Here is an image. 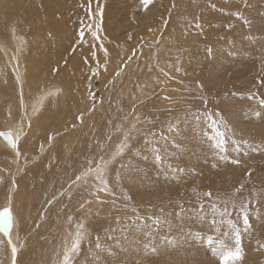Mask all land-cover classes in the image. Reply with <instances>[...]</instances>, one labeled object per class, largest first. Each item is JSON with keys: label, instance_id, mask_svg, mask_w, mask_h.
<instances>
[{"label": "rangeland", "instance_id": "obj_1", "mask_svg": "<svg viewBox=\"0 0 264 264\" xmlns=\"http://www.w3.org/2000/svg\"><path fill=\"white\" fill-rule=\"evenodd\" d=\"M104 1L101 39L107 56L96 58L99 76L90 77L96 63L91 44L79 41L89 0H51L61 12L54 20L44 8L38 22L50 25V33L35 32L32 18L5 19L11 0H0V131L21 136L19 158L0 139V210L17 215L11 237L20 244L17 264H58L65 242L69 247L72 241L68 231L75 234L78 223L89 235L74 264L97 258L104 264H220V237L207 220L194 217L201 215V203L210 220L213 202L222 209L232 200L250 201L251 229L242 236L238 264H264V0H154L147 11L140 0ZM141 33L156 46L144 47L141 55L136 46L123 47ZM117 49H124L121 55ZM90 90L97 95L94 110ZM81 114L84 122L77 120ZM212 121L225 132L223 150L214 147ZM126 134L131 148L120 157ZM22 150L27 155L21 158ZM113 156L116 161L107 164L112 194L96 192L97 172L82 175L88 161L96 171ZM23 159L32 161L21 170ZM129 167L131 175L118 183L117 172L124 175ZM61 170L66 180L58 189L50 178ZM77 176L84 185L65 188ZM137 214L144 218L143 225L136 221L142 232L131 226ZM232 218L238 219L235 211ZM8 239L0 231V264H12Z\"/></svg>", "mask_w": 264, "mask_h": 264}, {"label": "snow or ice", "instance_id": "obj_2", "mask_svg": "<svg viewBox=\"0 0 264 264\" xmlns=\"http://www.w3.org/2000/svg\"><path fill=\"white\" fill-rule=\"evenodd\" d=\"M154 0H140V3L144 10H147L148 7L153 4ZM214 7V5H212ZM103 17H104V8L102 5H99V0H97V8L95 11L92 10V0H89L88 2V18L90 20V23L85 25L79 30V41L81 45H87L88 41L85 39L86 31L87 33L91 35L94 43L90 45V58L91 60L95 61V68H92L90 70V77H98L99 76V70L101 68L100 62L96 59L97 57V48H99L100 51H103L105 53V56H107V49L104 47L101 34L103 32ZM196 27H200L199 24L196 25ZM129 39H131V35H129ZM75 51V49H73ZM13 60L16 59L15 56L12 57ZM131 59V58H129ZM84 63H89V57L86 55L84 59ZM122 70V69H121ZM14 73L16 74V82L20 86V106L21 108L24 107V97H23V82L21 79V76L18 73V65L13 69ZM57 71L56 69H53V72ZM106 71V68H105ZM179 71V69H177ZM120 73L118 72L117 75ZM198 87H202V85H197ZM89 88H91V79H89ZM89 98L91 99L93 103V110L95 107V103L97 100V95L95 92L89 91ZM205 103H207L205 101ZM11 114L9 113V116ZM77 120L80 122H83V114L77 116ZM30 126V124H29ZM210 129L215 133L214 137H212L215 140L214 147L217 149H224L225 146V132L221 130L220 128V122L219 121H212L210 125H208ZM172 131L173 129H169ZM154 136L155 133H152ZM163 138V137H162ZM0 139L6 142V144L15 151L16 157L19 158L20 152L18 150V142H19V136L13 131H0ZM129 139L127 134L125 135V143H123L120 146V149L117 156L123 157L125 154V151L131 148V145L126 143V141ZM52 137H49V142H51ZM145 143H149V141H145ZM136 155H139L138 153ZM225 157H222V159ZM157 162H163V157L160 155L159 151L156 150V157ZM116 161V156H113L111 161H108L105 164L98 165L96 168L97 172V180L99 183V186L96 188V192H104L105 194H112L109 187L108 182V170H107V164L113 163ZM236 163H239L236 161ZM89 167L88 169L82 174L84 177L88 175L89 172H91L93 169L91 167L92 161H88ZM171 167V166H169ZM125 165L121 162V169H124ZM175 171H183L182 169H175ZM132 173L131 167L127 169V172L124 175H121L120 172H117L116 180L117 182H122V180L128 178ZM250 175V173H249ZM81 176H77L76 179L73 181V183H76L81 180ZM2 182V181H0ZM12 187L16 188V180L15 177L12 178ZM71 187V185H70ZM244 185H240V189H243ZM239 191V189L237 190ZM63 194V193H61ZM95 194V193H94ZM205 197H208L209 199L212 198V193L207 192L203 194ZM56 199L55 196L52 197L51 200H48L47 203L51 204ZM98 203H103V201L99 200L97 197ZM88 203H91L90 201ZM249 202H241L239 204L236 203L235 200L232 201H224V207L221 209L218 207V205L213 202L211 204V211L213 213V217L209 220L207 219L206 215L204 214V208L205 205L201 203L199 205V208L197 209L198 212L201 213V215L194 217V219H199L201 223H204L207 220V223L214 229V231L218 234L220 239L216 240V243L219 245V247L216 248V254L220 258V264H238L239 261L242 259V236L246 233H248L251 229V223H250V210H249ZM230 205V206H229ZM84 205H81V208H83ZM135 211V210H133ZM233 211H235L236 215L238 216V219H233ZM69 222H71L72 218L69 217ZM155 220V223L158 225L159 220L156 218H149ZM136 221L140 222V225L144 224V218L140 217L138 214L133 218L131 226L137 227L139 231H143L142 227H138L136 224ZM13 223V217L11 213L10 208H4L3 210H0V231H2L5 236H8V243L11 246V256H12V264H17L16 257H17V247L16 245L12 244L11 241V233L10 229L12 227ZM227 225V228L230 229V231H221V225ZM85 226L82 223H78L76 225V232H75V238L71 242V246L68 247L67 243L65 242V247L62 254V259L59 260V264H74L73 257L75 255L79 254L80 246L82 240H84L89 234L84 231ZM97 241H99V237H97ZM214 242V238L212 236L208 237V243L211 245ZM171 243V241L169 242ZM96 247L99 249L100 244L97 242ZM152 252H155L156 249L153 247L151 249Z\"/></svg>", "mask_w": 264, "mask_h": 264}, {"label": "bare ground", "instance_id": "obj_3", "mask_svg": "<svg viewBox=\"0 0 264 264\" xmlns=\"http://www.w3.org/2000/svg\"><path fill=\"white\" fill-rule=\"evenodd\" d=\"M74 1V0H73ZM104 0H99V5H102L103 6V4H104ZM44 8H46V9H48V11L46 12V14H45V16L47 17V16H50L49 18H52V19H54V18H56V17H58V14L61 12V7H60V9H57L56 8V5H55V2H51V0H11V4H9L8 5V8H7V10H6V16H5V19H12V18H14V17H16V18H18V19H22V20H26V19H28V18H32V19H35L36 20V24H37V27H35V32H39V31H48L49 33H50V30H49V26L47 27L45 24L41 27L40 25H38V22L40 21L39 20V18H40V14H41V11L44 9ZM96 8H97V0H92V10L93 11H95L96 10ZM130 8H132V7H130ZM147 11V10H146ZM147 12H145V15L147 16V14H148V16L150 15L149 13H147ZM145 19H146V17H145ZM55 20V19H54ZM82 20L84 21V23H83V25H82V27H84L85 25H87V24H89L90 23V20H89V18H88V7L84 10V12H83V14H82ZM147 20V19H146ZM149 20H150V18H149ZM149 20H147V21H149ZM52 26H55V27H60V25H58V24H52ZM81 27V28H82ZM132 29H135L134 27H131L130 29H129V31L128 32H130ZM137 29V28H136ZM87 29H85V31H86ZM135 31V30H134ZM141 31V30H140ZM142 32V31H141ZM13 33V32H12ZM146 33V32H145ZM129 37V36H128ZM35 39H34V41L32 42V46H36V44H34L35 43V41L37 40L36 39V37H34ZM132 39V38H131ZM144 39H145V35L144 34H140V35H138L136 38H135V40L133 41V39L131 40V41H128V42H126V44L123 46L124 48H128V47H135L136 46V50H135V52L136 53H138L139 55H141V53H142V51H143V48L144 47H148V46H152V47H155L156 46V44H155V42L156 41H151L150 43H148L147 44V42H145L144 41ZM45 39L43 38V39H41V40H39V41H44ZM72 41H74V40H72ZM20 42V41H19ZM88 42L90 43V44H92V43H94V41H93V39H92V37H91V35H90V37H89V39H88ZM162 43V42H161ZM119 44V43H118ZM104 45V44H103ZM120 45V44H119ZM117 47H119V46H117ZM19 47H18V44L16 45V53L19 51ZM133 49V48H132ZM122 50H124V49H117V51L119 52V53H117V55H121V52H122ZM34 51H36V50H34ZM134 51V50H133ZM7 52V51H6ZM56 52H57V50H56ZM134 52V53H135ZM133 53V54H134ZM135 53V54H136ZM56 54H58V53H56ZM105 53L103 52V51H100L99 50V48H97V59H100L103 55H104ZM38 57H40V55H37ZM140 57V56H139ZM133 58V57H132ZM17 59V58H16ZM15 59V60H16ZM51 59H53V57H51ZM33 60L34 61H38V59H37V57H36V55H33ZM12 61V60H11ZM17 63H19L18 61H17ZM41 64V65H40ZM40 66L42 67L43 65H42V63L40 62ZM14 65V64H13ZM38 70V67H36V70H35V72ZM43 70L44 69H42V70H40V73H43ZM64 88V87H63ZM145 92V91H144ZM132 107V106H131ZM41 111V110H40ZM31 113H33V114H37L38 113V111L35 109V111H31ZM85 114V113H84ZM87 115V114H86ZM85 115V116H86ZM84 116V117H85ZM35 118H36V116H35ZM38 120V119H37ZM69 120V119H68ZM51 121V120H50ZM75 122V120H73L72 119V122ZM44 122V121H43ZM73 122V123H74ZM84 122V121H83ZM39 123L40 122H38V123H36V124H38L39 125ZM33 124V123H32ZM75 124H76V122H75ZM21 126H22V124H20V128H21ZM79 126V125H78ZM36 127H38V126H36ZM43 127V126H42ZM41 127V128H42ZM44 128V127H43ZM66 128V127H65ZM77 131H79V130H77ZM39 132V131H38ZM83 132V131H82ZM27 133V132H26ZM74 133V132H73ZM77 133V132H76ZM16 134L19 136V131H17L16 132ZM75 134V133H74ZM78 134H79V132H78ZM26 135V134H25ZM28 135V134H27ZM21 137V136H20ZM19 137V138H20ZM23 137V136H22ZM25 138V137H24ZM30 138V137H29ZM74 145V144H73ZM41 149V148H40ZM39 149V150H40ZM42 152H43V149H41V152L40 153H38L39 155H41L42 154ZM15 154V153H14ZM3 155H4V153H3ZM23 155H27V154H25L24 153V150H22V155H21V158L23 157ZM35 156V155H34ZM16 157V156H15ZM20 159H18L17 161H19ZM32 160H26L25 161V159H23V163H20V168H21V170L24 168V167H26V166H28L29 164H30V162H31ZM74 161L76 162V163H78L79 164V160H76L75 158H74ZM19 163V162H18ZM74 166V165H73ZM42 169V168H41ZM21 170H19L20 172H21ZM18 171V172H19ZM24 171V170H23ZM89 173H91L90 174V176H92L93 174H96V171H94V170H92L91 172H89ZM88 173V174H89ZM41 175V174H40ZM88 178V177H87ZM89 178H91V177H89ZM51 180H53L54 179V181H57V182H54V183H56V185H57V187H58V189L59 188H61L62 186H63V184H64V182H65V180H66V173H65V171L64 170H61V172H60V174L57 176V177H55V176H52L51 178H50ZM48 180V179H47ZM46 180V185H47V183H48V181ZM40 181V180H39ZM43 185V184H42ZM70 185H71V187H70ZM84 184L83 183H81L80 181H78V182H76V183H70L69 182V184H67L66 186H65V188L66 187H70L71 189H73L74 190V188L75 187H81V186H83ZM27 187V186H26ZM47 187V186H46ZM45 187V188H46ZM15 191V190H14ZM49 190H45V194L48 192ZM72 191V190H71ZM72 193V192H71ZM21 197V196H20ZM40 197V196H39ZM23 198V197H22ZM41 198V197H40ZM14 199H16V201L17 200H19V198L17 197V196H14ZM92 199V198H91ZM21 200V199H20ZM51 200V199H50ZM82 202V201H81ZM65 203V202H64ZM83 203V202H82ZM47 205V204H46ZM114 206V205H113ZM13 210L15 209V205H13ZM88 208V207H87ZM21 209V208H20ZM20 209L18 210V217L20 218V219H23L22 217H21V213H20ZM23 209V208H22ZM51 210V209H50ZM42 216V215H41ZM49 216V215H48ZM45 217V216H44ZM13 218H14V223H13V225H12V230L10 231V233H11V237L12 238H14V237H16V235H15V225H16V220H17V215H16V213H15V211H14V216H13ZM54 220V219H53ZM23 227V226H22ZM70 227V226H69ZM74 228V227H73ZM70 234H71V237H72V240L75 238V234H73V232L71 233L70 231H68ZM17 240V239H16ZM72 242V241H71ZM14 244H15V242H13ZM12 243V244H13ZM16 245H17V247L19 248L20 247V244H18V243H16ZM70 246H71V244H70ZM69 246V247H70ZM93 250H95V249H93ZM96 251V250H95ZM92 253V252H91ZM95 253V252H94ZM51 256V255H50ZM93 256H95V254L93 255ZM92 256H90V258H91ZM62 259V258H61ZM156 260V259H155ZM98 261V262H97ZM58 264H59V261H58ZM86 264H104V262H102L101 261V259H98L97 258V260L95 261V260H93L92 261V259L91 260H89V261H87L86 262Z\"/></svg>", "mask_w": 264, "mask_h": 264}]
</instances>
